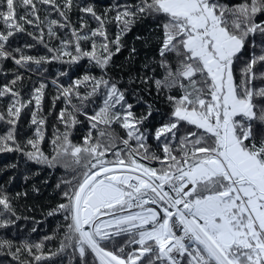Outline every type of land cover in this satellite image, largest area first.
I'll list each match as a JSON object with an SVG mask.
<instances>
[{
    "label": "snow or ice",
    "instance_id": "obj_1",
    "mask_svg": "<svg viewBox=\"0 0 264 264\" xmlns=\"http://www.w3.org/2000/svg\"><path fill=\"white\" fill-rule=\"evenodd\" d=\"M0 154V264H264V0H0Z\"/></svg>",
    "mask_w": 264,
    "mask_h": 264
},
{
    "label": "trees",
    "instance_id": "obj_2",
    "mask_svg": "<svg viewBox=\"0 0 264 264\" xmlns=\"http://www.w3.org/2000/svg\"><path fill=\"white\" fill-rule=\"evenodd\" d=\"M15 159L14 156L12 155H3V154H0V166H2L3 164L5 163H8V162H11ZM45 177L44 175H41L38 179H35L33 182L39 184L40 180H43ZM55 180V176H53L50 180H49V185H51V183H53ZM19 182V180L17 181ZM44 189L42 188V191ZM38 203H43L42 200H38L37 201ZM35 216H36V219L38 220H41V214L39 211H37L35 213ZM51 224H52V221L49 219L47 222H42L39 226H38V232L36 234H34L37 238L39 237V235H42L44 234L50 227H51Z\"/></svg>",
    "mask_w": 264,
    "mask_h": 264
}]
</instances>
